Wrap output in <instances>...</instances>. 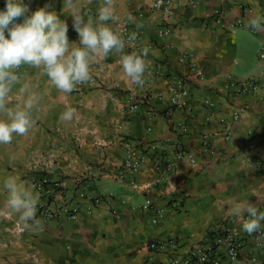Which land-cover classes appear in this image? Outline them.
<instances>
[{"label": "crops", "instance_id": "obj_1", "mask_svg": "<svg viewBox=\"0 0 264 264\" xmlns=\"http://www.w3.org/2000/svg\"><path fill=\"white\" fill-rule=\"evenodd\" d=\"M153 1L115 0L120 26L141 31L137 48L125 51L150 49L143 88L129 90L118 55L94 63V83L70 94L58 92L39 69L17 70L21 85L27 83L39 103L29 134L0 145V206L7 177L29 187L32 179L44 177L60 186L55 202L68 196L75 217L37 215L43 230L24 232L16 229L15 217L0 219V264H168L171 250L149 249L148 243L173 241L174 252L183 253L230 217L225 213L233 202L249 200L264 211V57H259L264 32L246 27L250 16H264V0H171L166 11L154 9ZM23 2L30 11L55 12L68 23L69 41L78 42L63 0ZM102 3L78 0L86 20H95ZM5 6L0 0V11ZM215 9L224 22L241 17L245 26L212 24L206 16ZM165 28L169 32L161 34ZM249 77L258 88L239 91L234 80ZM177 80L185 94L175 87ZM129 96L139 102L132 113ZM67 107L79 115L68 125L59 120ZM235 110L240 116L232 120ZM121 137L141 149L166 143L164 153L173 166L168 169L160 158L158 166L145 161L134 172L126 170ZM173 151L185 156L176 161ZM147 199L165 207L156 224L142 208ZM233 264H264V251L247 240Z\"/></svg>", "mask_w": 264, "mask_h": 264}, {"label": "clouds", "instance_id": "obj_2", "mask_svg": "<svg viewBox=\"0 0 264 264\" xmlns=\"http://www.w3.org/2000/svg\"><path fill=\"white\" fill-rule=\"evenodd\" d=\"M62 11L70 13L78 42L69 41L68 23L45 8L30 11L23 0H6L5 10L0 11V145L11 144L14 136H27L35 125L32 110L39 103V97L30 91L27 83L21 85L17 70L23 65L39 69L58 92L70 94L80 85L94 83L91 71L94 63L106 60L110 55H118L129 90L145 85L148 69L145 57L150 49L143 47L139 52L125 51L126 47L135 48L137 32L133 31L125 38L120 16L115 11V0H103L95 20L91 16L85 19L78 0H63ZM21 18L22 22L17 23ZM142 26L136 25L137 28ZM246 27L264 32V16H250ZM17 85L20 87L13 94ZM59 120L68 125L78 121L79 115L75 108L67 107ZM3 190L6 196L0 206V219L15 217V227L19 232L42 231L41 221L37 219L39 193L19 182L15 176L4 180ZM225 214L235 217L241 230L249 236L260 233L256 241L264 243V232H261L264 211L252 202H233Z\"/></svg>", "mask_w": 264, "mask_h": 264}, {"label": "built area", "instance_id": "obj_3", "mask_svg": "<svg viewBox=\"0 0 264 264\" xmlns=\"http://www.w3.org/2000/svg\"><path fill=\"white\" fill-rule=\"evenodd\" d=\"M198 1L200 0H190L189 2L193 4ZM170 2L171 0H154L152 7L154 9L166 11L168 10ZM221 16V10L215 9L211 14L207 15L206 18L212 24H220L221 27L245 26L241 17L233 19L230 23H226L223 21ZM121 28L123 35L127 38V35L130 34L127 25L124 24ZM134 31L137 32L138 40L141 31L140 29H135ZM168 32L169 29L167 28L160 30L161 34H167ZM137 46L138 45L136 43L135 48H137ZM259 57H264V53L259 52ZM234 84L241 92L254 90L259 86L257 80L253 77L236 79L234 80ZM80 87L81 85L75 90ZM175 87L179 89L180 94L186 93V90L183 89V83L181 80H177ZM173 100H178V95L174 96ZM126 103L128 113L135 112L139 108V102L131 96L127 97ZM180 106H184L183 103H181ZM239 116V110H235L232 113V120L238 119ZM226 137L230 138L229 130L227 131ZM118 145L126 150L127 157L125 161V168L130 172L136 171L145 161H149L154 165H157L158 162H161L160 158L164 159L165 165L168 169H170L174 164L173 161H170L164 153V149L167 147L166 143H147L142 147L143 149H141L138 148L137 145L133 144L130 139L121 137L118 140ZM184 156L185 154L183 151H173V158L176 161L182 159ZM31 186L40 195V201L37 208V215L39 217L48 220L54 218L57 213H63L69 218L75 217V209L69 207L68 196L61 194L57 202H55L54 192L56 190H60V186L58 184H53L44 177H38L31 180ZM79 196H84V193H79ZM142 208L151 212L150 220L153 224L161 221L166 214L165 207L158 206L149 199L145 200L142 204ZM261 232H264V222H262ZM258 235H260V233L254 234L253 236H249L244 233L241 230V226L237 219L230 216L218 224V226L212 230L208 238L200 243H197L183 253L174 252L176 251V243L173 241H153L148 243L147 248L153 250L170 249L171 254L167 258L168 264H233L237 262L243 254L245 242L247 240H251L255 246L264 251V243H257L256 241V237ZM249 259L251 263H257V257L251 256Z\"/></svg>", "mask_w": 264, "mask_h": 264}]
</instances>
